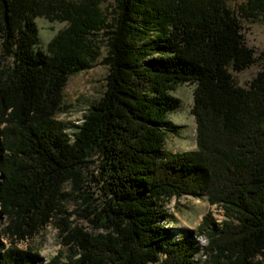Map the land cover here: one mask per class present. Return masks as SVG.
I'll use <instances>...</instances> for the list:
<instances>
[{
    "label": "trees",
    "instance_id": "trees-1",
    "mask_svg": "<svg viewBox=\"0 0 264 264\" xmlns=\"http://www.w3.org/2000/svg\"><path fill=\"white\" fill-rule=\"evenodd\" d=\"M58 5L67 26L42 49L41 0H0V214L25 240L53 222L70 253L44 264H192L193 231L164 227L183 195L220 205L203 217L202 264H264V49L255 57L226 0H113ZM104 39L105 90L74 131L56 120L68 77L92 67ZM259 63L247 87L233 73ZM192 86L195 149L167 152L172 92ZM69 128V129H70ZM95 169V171L92 170ZM95 186L99 193L92 191ZM73 202L76 209L66 211ZM85 219L87 232L69 220ZM0 240V264H42Z\"/></svg>",
    "mask_w": 264,
    "mask_h": 264
},
{
    "label": "rangeland",
    "instance_id": "rangeland-1",
    "mask_svg": "<svg viewBox=\"0 0 264 264\" xmlns=\"http://www.w3.org/2000/svg\"><path fill=\"white\" fill-rule=\"evenodd\" d=\"M41 1L45 6L44 11L36 16L34 21L38 30V44L42 49H45L47 43L67 26V21L62 19V10L58 8V5H62L60 3H64L62 6H67L66 3L75 5L80 2L81 4L86 3L84 5L90 7L93 5L101 12L106 21H109L115 13L113 0ZM226 3L240 20L244 43L254 51L255 57L258 56L259 52L264 49V0H226ZM93 44L97 54L92 61V67L68 77L62 91V102L56 113V120L68 126L67 132L74 131V128H70L71 125L81 123L82 116L88 107L98 101L105 90V76L108 67L104 64L103 59L107 49L104 39L99 35ZM259 69V63H254L241 72L233 73L234 82L241 87H247ZM172 94L179 98L180 106L177 110L169 113L166 118L177 127V132L166 135L164 149L167 152L195 149V121L191 112L192 86L177 85ZM92 170L95 171L94 168ZM92 191L99 193L95 186H92ZM64 208L71 212L76 209V205L73 202H68L64 204ZM163 209L168 215V220L163 222L164 227L171 229L173 234L182 236L188 234L189 231L196 233L193 236H196V246L199 251L193 256L195 261L192 264H202L207 258L205 248L208 245V239L204 234L197 233V227L206 215H209L215 223H220L224 219L223 208L216 204L210 205L206 195L188 194L171 198L164 204ZM69 220L87 232L92 231L89 223L85 219L78 218L75 214H72ZM6 223L7 220L0 214V240L6 246L36 251L43 259L42 264L58 253H61L62 259H65V256L70 253V250L62 245L63 232L53 222L25 240H13L6 237L3 234Z\"/></svg>",
    "mask_w": 264,
    "mask_h": 264
}]
</instances>
